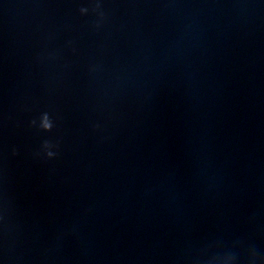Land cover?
I'll return each instance as SVG.
<instances>
[{"label": "clouds", "instance_id": "clouds-1", "mask_svg": "<svg viewBox=\"0 0 264 264\" xmlns=\"http://www.w3.org/2000/svg\"><path fill=\"white\" fill-rule=\"evenodd\" d=\"M78 11L82 16H85V15L89 14L90 9H89V7L82 6L78 9ZM91 12L94 13L98 17V20L96 21L94 26L96 28H99L101 25V22H103L105 19V12L102 9L101 0H92ZM69 45H71V41H69ZM73 51H75V49H73ZM33 123H35V121H33ZM40 127L44 131H49L53 127L52 122H51L47 113L42 115ZM48 146L49 145L47 144V142H45V147H48ZM47 155L49 157H52L54 155V153L48 152ZM249 259L252 262V264H255L256 256L254 254H251L249 256ZM235 260H236V255L230 254V255H227V256L222 258V264H234Z\"/></svg>", "mask_w": 264, "mask_h": 264}]
</instances>
